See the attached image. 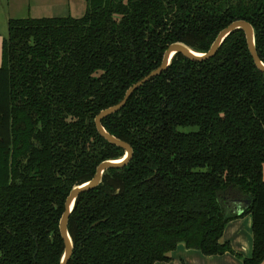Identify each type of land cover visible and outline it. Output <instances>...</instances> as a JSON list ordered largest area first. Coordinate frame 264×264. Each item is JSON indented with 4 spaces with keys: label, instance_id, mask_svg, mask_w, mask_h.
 <instances>
[{
    "label": "trees",
    "instance_id": "trees-1",
    "mask_svg": "<svg viewBox=\"0 0 264 264\" xmlns=\"http://www.w3.org/2000/svg\"><path fill=\"white\" fill-rule=\"evenodd\" d=\"M81 17L8 18L0 65V264H59L69 191L124 151L95 116L156 69L169 44L206 52L236 20L264 64V0H84ZM129 162L75 200L67 264L168 262L182 244L204 256L264 260V73L234 30L216 54H175L168 68L101 121ZM191 128V129H190ZM250 204L232 212L243 199ZM249 214L252 253L222 240Z\"/></svg>",
    "mask_w": 264,
    "mask_h": 264
},
{
    "label": "water",
    "instance_id": "water-1",
    "mask_svg": "<svg viewBox=\"0 0 264 264\" xmlns=\"http://www.w3.org/2000/svg\"><path fill=\"white\" fill-rule=\"evenodd\" d=\"M234 30L243 31L245 40H246L247 49L250 53V56L252 57L254 65L260 72L264 73V64L259 59L258 54L256 52L255 41H254V31H253L252 26L245 20H236L228 24L225 28H223L218 33L215 40L211 44L210 48L204 53L196 52L192 50L190 47L180 42L169 44L163 53L160 65L156 69L152 70L142 79H140L139 81L134 83L132 86H130L125 92L123 98L117 104L101 110L95 116L94 124H95L96 130L99 133V135L102 136L105 140H107L112 145H115L121 148L124 151V155L119 159L102 161L97 166L96 172L94 176L92 177V179H90L89 181L83 184L74 186L69 191V194L65 199L64 210L60 216L59 224H58L59 233H60L61 239L63 241V246H64L63 253H62L59 264H67L72 254L73 246H72V240L68 233L67 224H68L70 213L73 210L76 198L81 193H84L86 191L96 188L101 183L102 176L106 170L121 168L125 166L132 157L131 146L127 142L108 133L102 126V123H101L102 119L118 112L126 104L127 100L130 98V96L136 89L143 86L153 77H156L160 75L163 71H165L170 65L171 60L175 54L177 53L182 54L184 57L190 60H194V61H203V60L210 59L216 54V52L218 51L224 39ZM240 203L244 205V208H246L250 204V199L248 198L243 199L240 201ZM243 210L244 209H240L238 213L241 214Z\"/></svg>",
    "mask_w": 264,
    "mask_h": 264
},
{
    "label": "crops",
    "instance_id": "crops-1",
    "mask_svg": "<svg viewBox=\"0 0 264 264\" xmlns=\"http://www.w3.org/2000/svg\"><path fill=\"white\" fill-rule=\"evenodd\" d=\"M34 1L36 0H0V65L2 63V42L7 35V19L21 16L19 15L22 14L21 11L26 12L25 14L32 12L34 17L40 18L42 14L35 11L34 7L36 4ZM13 2L17 3L16 8L9 11L8 7H12ZM42 3L51 5V0H42ZM23 6L26 8L23 9ZM262 171L264 180V165ZM240 209H244L243 204H234L232 212L239 214L238 211ZM251 224L252 220L249 214L238 215V217L230 220L225 225L222 234V240L228 241L232 249L243 257H250L252 253ZM170 256V261L155 262L154 264H241V261L231 254L204 256L198 250L187 249L182 244L178 245L177 248L170 253ZM260 264H264V260Z\"/></svg>",
    "mask_w": 264,
    "mask_h": 264
},
{
    "label": "rangeland",
    "instance_id": "rangeland-1",
    "mask_svg": "<svg viewBox=\"0 0 264 264\" xmlns=\"http://www.w3.org/2000/svg\"><path fill=\"white\" fill-rule=\"evenodd\" d=\"M34 3L36 4V6L34 7L35 11H38L39 13L42 14L40 18L41 17L68 16V15L77 18V17H81L86 10V2L84 0H51V5H49L48 3L43 4L42 0H36L34 1ZM16 5L17 3L13 2L12 7L11 6L8 7L9 11H11V9H15ZM72 7H73V10H72ZM3 8H4V5H3ZM22 8L25 9L26 7L23 6ZM21 13L22 14H19L21 16H18L17 18H27V17L36 18L33 16L32 12L25 14L26 12L21 11Z\"/></svg>",
    "mask_w": 264,
    "mask_h": 264
}]
</instances>
